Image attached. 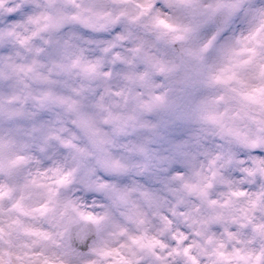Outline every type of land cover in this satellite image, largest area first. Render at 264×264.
Masks as SVG:
<instances>
[{
	"label": "clouds",
	"instance_id": "clouds-1",
	"mask_svg": "<svg viewBox=\"0 0 264 264\" xmlns=\"http://www.w3.org/2000/svg\"><path fill=\"white\" fill-rule=\"evenodd\" d=\"M0 264H264V0H0Z\"/></svg>",
	"mask_w": 264,
	"mask_h": 264
}]
</instances>
